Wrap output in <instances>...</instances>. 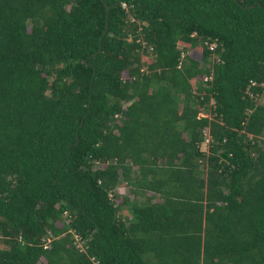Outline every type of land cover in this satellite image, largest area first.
<instances>
[{
    "label": "trees",
    "instance_id": "16d2710c",
    "mask_svg": "<svg viewBox=\"0 0 264 264\" xmlns=\"http://www.w3.org/2000/svg\"><path fill=\"white\" fill-rule=\"evenodd\" d=\"M263 91L264 0H0V264H264Z\"/></svg>",
    "mask_w": 264,
    "mask_h": 264
},
{
    "label": "rangeland",
    "instance_id": "374dc122",
    "mask_svg": "<svg viewBox=\"0 0 264 264\" xmlns=\"http://www.w3.org/2000/svg\"><path fill=\"white\" fill-rule=\"evenodd\" d=\"M258 102L260 103V104H263L264 105V91H263V93L260 95V97L258 98ZM201 114V113H200ZM201 147H202V149L203 150H206L207 149V142L205 141L202 145H201ZM117 190H118V192L121 194V195H126V194H129L130 195V193H129V189H128V186H126V185H122V184H119L118 185V187H117ZM130 197H132V196H130ZM141 198H143V197H141ZM123 212L124 213H127V211L126 210H123Z\"/></svg>",
    "mask_w": 264,
    "mask_h": 264
},
{
    "label": "built area",
    "instance_id": "2783aa9c",
    "mask_svg": "<svg viewBox=\"0 0 264 264\" xmlns=\"http://www.w3.org/2000/svg\"><path fill=\"white\" fill-rule=\"evenodd\" d=\"M205 141L208 142L209 141V137H206Z\"/></svg>",
    "mask_w": 264,
    "mask_h": 264
},
{
    "label": "water",
    "instance_id": "95a60500",
    "mask_svg": "<svg viewBox=\"0 0 264 264\" xmlns=\"http://www.w3.org/2000/svg\"><path fill=\"white\" fill-rule=\"evenodd\" d=\"M109 9V7L108 6H106V10H108Z\"/></svg>",
    "mask_w": 264,
    "mask_h": 264
}]
</instances>
